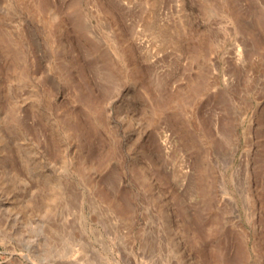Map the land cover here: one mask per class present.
Here are the masks:
<instances>
[{
    "label": "rangeland",
    "instance_id": "1",
    "mask_svg": "<svg viewBox=\"0 0 264 264\" xmlns=\"http://www.w3.org/2000/svg\"><path fill=\"white\" fill-rule=\"evenodd\" d=\"M27 257L264 264V0H0V264Z\"/></svg>",
    "mask_w": 264,
    "mask_h": 264
},
{
    "label": "bare ground",
    "instance_id": "2",
    "mask_svg": "<svg viewBox=\"0 0 264 264\" xmlns=\"http://www.w3.org/2000/svg\"><path fill=\"white\" fill-rule=\"evenodd\" d=\"M107 247L108 246H106V249H107ZM15 259L16 260H14V262H12L11 264H37V263H34L32 261V259H30L29 257H27L26 259H22V258H15ZM115 262H117V261L115 260Z\"/></svg>",
    "mask_w": 264,
    "mask_h": 264
}]
</instances>
